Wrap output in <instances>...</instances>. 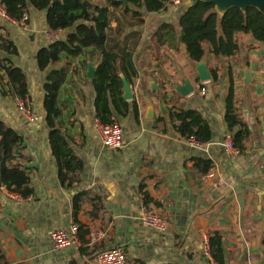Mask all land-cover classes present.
Wrapping results in <instances>:
<instances>
[{"label":"crops","instance_id":"crops-1","mask_svg":"<svg viewBox=\"0 0 264 264\" xmlns=\"http://www.w3.org/2000/svg\"><path fill=\"white\" fill-rule=\"evenodd\" d=\"M92 1L109 6L107 0ZM188 6V0H168L159 13L143 11V25H134L137 19L124 9L109 6L112 37L132 50L137 71L129 83L130 110L114 118L124 129L123 145L116 150L104 147L95 132L96 94L87 74L90 68L96 72L100 53L62 55L40 70L39 50L65 40L75 28L53 31L46 12L32 7L26 24L0 16V34L18 50L9 59L25 72L39 116L36 122L22 116L8 80L0 83V121L21 137L13 164L25 170L32 191L25 197L0 182L2 264H92L99 251L118 246L128 252V264H216L204 252L215 232L222 235L225 264H264V43L239 33V49L231 58H216L205 44L203 59L212 78L202 83L195 67L200 62H192L179 42L177 24ZM163 24L175 26L176 36L159 38ZM230 69L237 114L248 129L235 157L223 146L234 134L225 121ZM186 82L193 88L189 95L181 92ZM51 83L57 84L55 106L61 110L56 129L80 164L69 172L54 154L46 120L44 98ZM178 107L202 115L213 133L210 142L198 147L179 135L170 117ZM196 158L212 161L208 173L196 169ZM143 206L166 217L168 230L145 226ZM73 223L80 226L85 246L55 250L51 234ZM90 232L99 234L94 244Z\"/></svg>","mask_w":264,"mask_h":264},{"label":"trees","instance_id":"trees-1","mask_svg":"<svg viewBox=\"0 0 264 264\" xmlns=\"http://www.w3.org/2000/svg\"><path fill=\"white\" fill-rule=\"evenodd\" d=\"M167 2L168 0H126V2L107 0L109 6L115 10L124 9V13L138 19L139 21L136 22L140 25L144 23L143 11L148 14L159 13L165 9ZM0 4L8 16L17 20L29 13V8L32 7L46 12L47 24L53 31L75 28L65 40H57L39 50L36 56L39 69L45 70L50 64L58 62L62 55L78 56L82 53L91 54L98 51L100 63L96 76L92 79L96 94L97 120L104 124H111L115 115L125 116L129 112L131 104L123 97L124 82L120 75L124 74L126 80L132 83V77L137 76V71L131 61L132 50L126 45L120 47L119 42H115V38L112 37V17L109 6L95 4L92 0H61L55 3L53 0H0ZM177 25L180 29L179 42L185 45L186 55L192 62L203 60L207 43L211 45L212 53L216 58L235 56L239 49L236 39L239 33L250 34L257 42L264 43V14L255 7H249L246 11L232 7L221 16L214 3L198 1L185 9ZM167 33L175 37V26L161 25L157 36L164 38ZM91 47L94 51H85ZM2 54L7 56L3 57ZM15 54H18L16 46L0 34V83L7 79L11 87V95L15 99H24L29 96L28 80L21 68L12 65L9 55ZM214 78L216 79L217 76L215 75ZM229 82L230 91L226 100L225 121L229 130L234 132L235 146L243 149L248 129L237 114L231 69ZM56 90V83L46 85L44 109L47 124L51 129L54 154L62 168L69 172L74 168H80V164L74 162L67 141L56 129L57 119L61 116V110L55 106ZM132 108L137 115L138 108L135 103L132 104ZM170 117L181 137L188 140L193 138L202 143L212 140V130L198 111L185 110L184 107L173 108ZM20 142L19 134L0 121V182L9 191L21 193L27 197L32 193L27 187L30 179L25 170L13 164L14 148ZM194 160L196 169L201 173H208L212 167L210 160L202 158ZM61 174L65 179L66 173ZM75 209H78L76 202ZM208 244L210 257L216 264H225L222 235L218 232L211 234Z\"/></svg>","mask_w":264,"mask_h":264},{"label":"built area","instance_id":"built-area-1","mask_svg":"<svg viewBox=\"0 0 264 264\" xmlns=\"http://www.w3.org/2000/svg\"><path fill=\"white\" fill-rule=\"evenodd\" d=\"M177 3L179 0H176ZM0 16L3 19L10 21L12 24L21 25L26 24L29 17L24 14L20 20L14 19L7 15L4 7L0 4ZM203 92L205 89H202ZM16 105L19 113L26 117L31 122L39 120V116L36 111L35 104L32 102L30 96H26L24 99L16 98ZM95 132L100 142L104 147L111 150L120 149L123 145L124 129L122 125L114 120L111 124H104L99 120L95 121ZM192 145L204 146L206 143L197 141L196 139H190ZM226 153L235 157L240 154V149L234 144L232 137H227L223 143ZM264 158V153H263ZM141 222L156 231L165 232L169 228V222L160 212L155 209L147 208L143 206L141 208L140 215ZM88 240L90 244H94L99 240V234L97 232H90L88 234ZM51 243L55 250L61 251L66 249H72L79 251L85 244L80 237V226L77 223L71 224L68 229H59L51 234ZM204 252L207 256H210V247L208 242L205 245ZM130 257L124 247L118 246L103 251H99L93 260L92 264H128ZM0 264L2 262L0 261Z\"/></svg>","mask_w":264,"mask_h":264},{"label":"water","instance_id":"water-1","mask_svg":"<svg viewBox=\"0 0 264 264\" xmlns=\"http://www.w3.org/2000/svg\"><path fill=\"white\" fill-rule=\"evenodd\" d=\"M61 1V0H53V3ZM126 2V0H122ZM198 1L214 3L216 6L217 12L223 16L230 8L238 7L243 11H246L249 7H255L259 9L264 14V0H188L189 6L196 4ZM196 70L200 80L202 82H208L211 80L212 75L209 73L207 69L206 63H198L196 64ZM87 76L91 79L95 78L96 72L93 68H90ZM124 82V99L131 100L133 99L132 90L129 82L121 76ZM193 91V88L186 82V84L181 87V92L183 95H189ZM1 159V157H0Z\"/></svg>","mask_w":264,"mask_h":264},{"label":"rangeland","instance_id":"rangeland-1","mask_svg":"<svg viewBox=\"0 0 264 264\" xmlns=\"http://www.w3.org/2000/svg\"><path fill=\"white\" fill-rule=\"evenodd\" d=\"M121 15V14H120ZM122 17V16H121ZM136 21H139L138 19ZM126 23H129L128 20ZM139 23H134V25H138ZM133 25V26H134ZM140 25V24H139ZM143 25V24H142ZM200 63H206L207 64V58L203 59ZM197 76H198V73H197ZM198 79L200 80V77L198 76ZM201 81V80H200ZM202 82V81H201ZM202 83H205V82H202Z\"/></svg>","mask_w":264,"mask_h":264}]
</instances>
